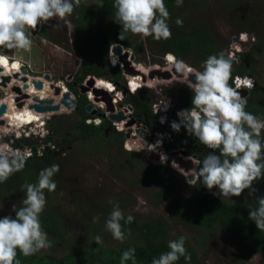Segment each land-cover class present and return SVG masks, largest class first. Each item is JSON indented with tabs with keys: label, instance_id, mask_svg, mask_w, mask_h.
Here are the masks:
<instances>
[{
	"label": "trees",
	"instance_id": "16d2710c",
	"mask_svg": "<svg viewBox=\"0 0 264 264\" xmlns=\"http://www.w3.org/2000/svg\"><path fill=\"white\" fill-rule=\"evenodd\" d=\"M90 0H81V3L74 10L78 11V14L74 18L77 27L80 28L78 32L82 33L88 28V22L95 30L91 33L89 38L90 46H84V49L78 48L81 59H83V67L78 73L75 83L82 84L89 76H95L98 79L112 80L115 83L125 85V75L120 67H113L109 61L110 51L114 45H122L126 49H134L137 53H143L146 50V45H150L152 54L167 55L173 54L177 59L183 60L191 67L202 71V64L209 55L227 52L214 38V35L208 31V28L195 22L192 17L197 11L201 1L205 0H183L181 6L176 5V0H164V3L170 13L168 24L171 30V38L164 40H155L151 36L145 38L144 41L138 42L135 35L126 33L123 39L119 38L121 26L115 22V8L113 7L114 0H95L101 7L106 19L113 23V30L111 34H108L107 30L99 29V23L91 19L92 9L85 6V3ZM234 4V8L230 10L229 16L233 20H237L242 28L237 30L236 35H240L241 32L247 33L250 38L257 35L260 38V32L258 27H262V22L256 20L255 16L250 14H244L238 18H234L238 10L241 8L247 9L249 5L245 0H228ZM264 1V0H259ZM236 11V12H235ZM228 12V11H227ZM75 13V12H73ZM179 18L182 20V25L178 26L176 20ZM96 27L98 29H96ZM40 28V29H39ZM234 29L236 25L234 24ZM42 31L43 35L47 33L46 26L41 22L36 29L32 30L37 32ZM86 44V43H85ZM248 51L239 52L236 55L238 63L233 64V79L230 80V84L235 87L234 79L237 76H252L258 77L259 72L256 66V60L259 54L264 53V41L257 40L252 43ZM91 50V53H87ZM2 54V53H1ZM6 56V55H5ZM158 61H154L153 65H157ZM71 92L76 95L79 94L78 89L74 84L68 85ZM153 93L152 89H143L138 94L130 96L128 102L133 104L135 115L138 116L143 122L153 121L156 116L153 112V105L156 101L152 100L150 95ZM183 95L180 108L186 109L191 107V98L193 93L191 89L182 85L180 87L170 86L168 87L166 97H175V94ZM246 111L253 115L264 119V86L258 83L256 88L250 91L247 98ZM85 95H80L77 100V108L75 114L79 117L76 124L78 135H72L71 133L66 136L67 132L64 131V118L65 116H55L50 120L52 124L51 135L46 138V141L55 143L59 137L64 136L63 143L71 146L72 142L77 139L87 140L94 136H103L107 138V128L110 126L108 120H103L100 126L94 124L88 125L85 123L90 113L87 111L89 105ZM173 122H179L177 114L171 116V124ZM115 140L118 142L119 148L122 150V158L115 160L119 163L117 168L124 169V163L135 168L139 163V166L144 169L145 175H147L152 181L158 185V191L153 196V202L158 203L169 199L172 194L173 182L178 181L180 177L178 172L172 171V166L165 165H151L147 162V158L143 154L130 153L123 151L125 142V135L114 131ZM188 133L181 127L179 132L172 130L170 127L165 133L166 139V151H171L176 148H185L187 153L191 156H196L199 161H203L204 157L210 152L206 146L201 144L194 136L196 140L195 144H189ZM264 134L262 133V137ZM29 140H23L24 145L18 143V146H29ZM108 141V140H107ZM110 141V139H109ZM58 145V144H57ZM63 148V146H60ZM218 154V153H216ZM59 156L56 151H52L50 148L43 150L42 155H34L32 159H27L25 167L22 171H19L12 175L6 182L0 183V200L5 195L12 194L14 199L20 200L25 198V189L23 185L25 183H35L38 178L39 172L53 164L59 165V171L54 175L53 180L57 184V188L53 192L45 190L46 206L40 215L41 226L47 233V236L51 238L52 249H57V241L63 239L65 233V226L62 225L57 215H52L54 207H51L50 201L53 197L61 195V191L68 192L64 187L63 173L61 165L58 161ZM182 176V175H181ZM185 180V177H184ZM252 188L255 190L264 189V177L258 181L253 182ZM192 197L187 202L176 201L172 202L171 208V221L183 224L195 228L206 234L204 237H200L198 242L201 248L206 247L207 241L211 236L215 235L218 231H226L234 238H241L245 243L246 257L255 253H264V231H259L255 223L249 219V207H256L255 203H251L247 198L239 199L232 203L227 202L219 196V193L215 188L211 191L203 186L201 178L198 176L197 181L190 187ZM246 191H249L246 189ZM217 192V195L213 193ZM71 193V192H70ZM123 198V197H122ZM74 200V198H72ZM76 199V198H75ZM121 198H116L114 201L104 204L105 210H99L96 213H90L91 211L81 207L82 219L87 223V233L91 236L92 240L84 247L80 248L74 254L67 255L61 259H56L53 256L47 254L41 256L38 252L32 256L24 257L18 253L17 259L20 264H120V257L123 251L128 248L135 249L136 264H151L153 258H158L161 253L169 251L167 245L170 240L178 239L180 236L171 238L170 226L168 221L163 218L150 219L139 223V220L134 217V221L131 224H125L124 228L130 234L124 242H120L121 247L117 249H109L103 244H96L94 237L99 235L102 237V241L108 243V234L105 229L106 220L109 217L114 203H119L120 209L124 212V205H129V201L123 204ZM110 203H112L110 205ZM80 204H77L79 206ZM94 217L97 219L94 222ZM125 217H127L125 215ZM1 218V216H0ZM124 224V221H121ZM197 239V238H196ZM59 243L67 244L69 247L73 242L69 239H63ZM185 247L187 253L191 259L186 261L184 257H181L176 264H204L200 260V250L185 241ZM241 261V259L239 260ZM126 264H132V261L126 262Z\"/></svg>",
	"mask_w": 264,
	"mask_h": 264
},
{
	"label": "rangeland",
	"instance_id": "374dc122",
	"mask_svg": "<svg viewBox=\"0 0 264 264\" xmlns=\"http://www.w3.org/2000/svg\"><path fill=\"white\" fill-rule=\"evenodd\" d=\"M245 1L249 7L247 9L241 8V10H238L237 12L235 11L236 15L233 17L238 18L244 14L255 16L256 20L262 22V27L257 28L260 32V38L256 39L264 41V1ZM85 6L92 9V11H90L91 19L96 23H99L98 28L101 30H107L108 34H111L113 23L105 18L101 7H99L100 5L95 0H90L85 3ZM234 6L235 5L228 0H205L201 1L197 11L192 16L195 22L208 28V31L214 35L216 41L226 50L227 54H231L232 50L235 49L238 51V43L234 42V38L237 36V30L242 28L237 20H233L229 16V12ZM74 12L75 13H72V15L67 17L66 20L52 19L46 23L42 22L47 28V33L45 35H43L40 30L37 32L32 31L31 38L33 40V46L31 52L0 48V53L9 57H24L23 63L32 69V73L29 74L28 77L29 83L32 80H44L45 76L49 75L53 78V80L51 78V81L49 82L57 85L59 82H63L65 84V93H67L68 90L70 91L68 86L70 84L68 82H76L75 80H77L78 73H80L84 64L78 48L84 49V46H90L89 38L91 33L95 30L89 21L87 24L88 28L84 30V32L79 33L78 30L80 28L77 27L74 20L78 11L74 10ZM234 24L236 25V29H234ZM98 28L96 27V29ZM240 34H246V36L249 37L247 33L241 32ZM135 37L138 42L145 40V38H142L140 35H135ZM255 37H257V35H255ZM248 41L242 42L246 44ZM126 50L136 57L135 62L138 65L137 67L139 69H141V67L144 68V71H146L147 74L148 72L150 73V69H154L157 65L162 68H169L172 66V64L166 63V55L155 56L152 54L150 45H146V50L143 53H137L134 49ZM241 51H244L243 48H241ZM87 53H91V50ZM231 55L236 57L234 54ZM110 56L112 57L111 51ZM154 61H158V64L153 65ZM255 64L258 66L257 69L259 72V76L255 77V79L257 80V83L264 86V53L258 55ZM8 65L12 68L18 67L16 64L13 65L9 62ZM146 72L144 73L146 74ZM70 77L72 78L71 80ZM91 77L92 76L86 78L82 84H86ZM245 77L251 78L252 76ZM21 78L22 76H20V79ZM20 79L10 78V82L5 83L6 86H3L2 88L0 87V103L2 102V104H4V101L10 100V93L14 92L13 88L15 85L19 87L21 86L22 81ZM188 84L189 83H185V81L179 79V82L176 84H173V82L168 84L157 83L153 88L148 87L146 89H152L153 93L150 97L152 100L158 101L167 96L166 91L168 87L175 86L176 88L182 85L188 86ZM59 86L61 87L63 84L60 83ZM107 90L116 92L115 87ZM23 92L24 91L22 90V93ZM89 93L94 95L91 90L86 94ZM48 94L49 98L53 97L56 100L57 96H55V90ZM182 97L183 95L179 93L175 94V97H172L176 99V103L174 104L177 105L179 110L181 109L180 104L183 99ZM57 100L60 101V97H58ZM28 101L30 100H24L27 106L25 105L21 109L28 108ZM14 108H18L17 104ZM74 112L75 110L70 111L63 108L62 111L55 113L38 114L39 117L42 116L44 118L41 120L42 122L35 125L33 129L31 127H25L19 131L14 130L24 135L20 140L17 139L18 141H16L15 138L17 133L13 131V129H18V126L15 125L13 128L8 127L7 121L5 119L2 120L3 116L0 117V138H2L4 142L13 146V144L17 143L24 145L25 143H23V140H29V146L31 147L37 146L38 149H44L45 146H52V148H56V151L58 152V161L62 168L64 187L67 188L66 190H68V192L61 191V195L53 197L50 203L51 207H54L52 215L56 214L58 219L62 221V225L65 226L63 239H69L73 244L69 247L67 244L59 243L63 241L62 239L61 241H57V249L49 247L48 249L38 252L41 256L49 254L56 259H61L67 255L74 254L80 248L90 243L92 238L87 233V223L82 219L81 207L90 210V213H96L99 210H105V203L110 202V200L114 201V199L119 197L123 204L127 201L130 202L128 206L124 205V215H132L139 220V223L158 218L167 220L168 225L170 226L171 238L175 236L186 237V241L189 244L200 250V260L204 264H264L263 252H259L261 254V259L259 261L251 259L254 254L246 257L244 241L241 238L232 237L226 231H218L207 241V246L201 248L198 239L199 236H206L205 233L195 228L171 221V203L176 201L187 202L191 199L193 195L190 191V187L197 181L198 171H194L196 177L192 182L186 180L187 177H185L184 180V176L179 175L180 177L178 178V181L173 182L172 194L169 196L170 198L154 203L153 196L155 195V192L158 191V185L145 175L144 169L139 166V163H137L138 165L136 166V169L131 168L133 166L127 164V161L124 162L126 164H124L125 166L123 170L117 168L119 163L115 160H118L119 158L123 160V152L119 148L118 142L115 140L114 132L109 128H107V138L103 136H94L87 140L77 139L72 142L71 146L62 142L64 136L59 137L55 143L46 141V138L51 135L53 127L50 120L55 116H65L63 128L64 131L67 132L66 136L70 133L72 135H78L76 124L81 116L79 115L78 117ZM174 114H177V112H174L173 115ZM2 121H4V124H1ZM33 123L29 125H33ZM42 123H44L43 126L41 125ZM127 133L126 130L122 131V134H124L125 137ZM262 133L264 134V132ZM147 137L148 135L145 136V138ZM129 142L134 144L131 138L128 139L126 137L124 146L122 147L123 151H129L127 146ZM60 146H63V148ZM145 149L138 145L135 146L133 150L130 149V151L145 155L147 162L151 165H159L156 161H151L149 159L146 153L147 149ZM171 166L172 171L177 173L174 166ZM219 196L229 203L247 198L248 196V200L254 204L258 198L264 197V189L255 190L251 193L250 191L244 190L239 197H231V199L220 194ZM137 197H141L144 203L139 204ZM72 198H74V200ZM23 199L16 200L12 194L4 195L0 200L1 218L6 215H11L14 218L15 213L12 211V205L16 204L18 208L21 207ZM77 204L80 205L77 206ZM111 204L112 203H110V205ZM106 232L108 234V243L103 240V246L112 250L120 248L121 245L119 241L115 240L110 232L107 230ZM48 239L51 240L49 236ZM240 259L241 261H239Z\"/></svg>",
	"mask_w": 264,
	"mask_h": 264
},
{
	"label": "clouds",
	"instance_id": "9594fccd",
	"mask_svg": "<svg viewBox=\"0 0 264 264\" xmlns=\"http://www.w3.org/2000/svg\"><path fill=\"white\" fill-rule=\"evenodd\" d=\"M80 3L81 0H0V48L31 52L32 30L36 29L41 22L46 23L52 19L66 20ZM182 4L183 0H176L177 6ZM113 7L116 10L115 22L121 26L120 39H123L126 33L140 35L142 38L151 36L155 40L171 38L172 33L168 24L170 13L164 0H114ZM182 23V20L177 18L176 24L180 26ZM242 35L246 34L236 36L239 37V42H241ZM247 38L249 39L248 36ZM241 48L244 49L243 45ZM239 52L241 51L236 53ZM9 60L13 61L16 66H21L24 57H9L0 54V64L7 63ZM166 61L172 64L178 73L184 75L195 73L194 83L185 82L189 83L188 87L193 93L191 107L177 113L179 122H173L171 128L179 132L183 127L191 137L194 136L211 150L202 162L197 158L193 160V156L188 155V158L191 157L189 160L194 162V168L198 169V176L203 186L210 191L215 188L220 195L229 199L239 197L246 189L250 193L254 192L253 182L264 177V137H262L264 119L246 111L247 100L240 95L237 87L230 84V80L233 79V64L238 63L236 57L231 54L226 55L224 52L209 55L201 66L202 71L194 69L173 54H167ZM19 71L3 75L2 79L4 77L13 78L14 75H20L25 70L20 69ZM124 75L125 85L121 87V90L128 89L127 94H132L134 87L128 85L129 75ZM23 77L27 76L23 75ZM240 77H243L244 84L252 85L250 78L239 76L236 79L241 80ZM251 78L256 81L257 85L255 77ZM62 84L65 87L63 82ZM256 85L253 89L241 90L252 91ZM66 89L68 90L67 87ZM70 91L68 90L67 93L73 94ZM85 96L87 98V94ZM57 99L58 97L56 104H59L60 101ZM155 120L158 121V116ZM159 124L164 123L160 121ZM19 137L15 135L16 141L20 140L21 137ZM17 144L11 146L0 138V183L6 182L12 175L22 171L27 159H32L38 154L37 146L34 151V147ZM27 147L33 150V155ZM48 148L56 151V148L52 146H45L43 150ZM128 152L133 153L130 150ZM58 171L59 165L56 164L42 169L35 183L23 185L25 198L22 206L18 208L16 204L12 205L15 217L6 215L0 218V264H20L17 259L18 253L29 257L51 247V241L41 226L40 215L46 206L45 190L53 192L57 188L53 177ZM217 192L213 194L217 195ZM137 200L139 204L144 203L141 197H137ZM255 205L256 207H249V219L255 223L259 231H264V197L258 198ZM93 219L95 222L97 218ZM121 221H124V224ZM133 221L132 215L125 217L117 202L113 204L105 223V229L115 240L124 242L130 234V232L126 233L124 225L131 224ZM94 241L96 244L103 242L99 235L94 237ZM185 241L184 236L170 240L167 245L169 251L161 253L158 258H153L151 264H176L181 257H184L186 261L190 260ZM251 259L259 261L261 254L255 253ZM128 261L136 264L134 248H128L121 254L120 264H126Z\"/></svg>",
	"mask_w": 264,
	"mask_h": 264
},
{
	"label": "built area",
	"instance_id": "2783aa9c",
	"mask_svg": "<svg viewBox=\"0 0 264 264\" xmlns=\"http://www.w3.org/2000/svg\"><path fill=\"white\" fill-rule=\"evenodd\" d=\"M240 40H241V42L242 41H248L246 35H242ZM235 43H238V42H235ZM113 47L111 49L112 57L110 56V63L114 67H121L123 72H124V65L121 63L120 57L113 53ZM241 47H242V45L240 43H238V48H237L238 51H241ZM127 52H129V51H127ZM236 52H237L236 50H232L231 54L237 55ZM129 53L131 55H133L131 52H129ZM114 55H116V57L118 59V62H116L117 59H115ZM169 56L170 55H168V57ZM166 63H168V62L166 61ZM134 65L136 67V65H137L136 62H134ZM20 69L26 71V74H24V76L29 77V74L32 73V69L30 67H28L24 63L20 66ZM157 69H161L163 71L173 72L174 66H171L169 68L168 67L167 68H162L161 66L157 65V67H155L154 69H150V72L154 71V70H157ZM124 74H125V72H124ZM20 76H23V72L20 73ZM126 76H128V75H126ZM237 77H239V76H237ZM127 78H128V81H127L128 85L130 87H132V88L134 87L133 90H132L133 91L132 94H130V93L126 94L124 90H121L122 85L118 84V83H115L113 81H112V84L115 86L116 92L109 91V93L111 95V98H112V103H113V105L115 107L114 114L118 115V114L122 113L123 116L125 117V119H123L121 121L112 120L110 118L112 113L107 110V105L104 102V100L101 97H98L99 100L95 101L96 96L89 93V94H87V98H88V101L90 102L89 105L92 106V112L94 111L95 114L93 115L92 112H90V116L85 120L86 124H88V125L94 124L96 126H100L104 119L108 120L110 122L109 128L113 132L115 130L117 132H122V131L126 130L130 134L129 138H131L133 140L134 144H132L130 142L129 143L131 144V147L133 149L135 148V146H138V145H140L143 149L146 148L147 149L146 153H147L148 157L151 154H153V153H155V154H157L159 156L158 160H153V161H156L157 163H159V165L172 163L174 165L175 170L177 172H179L180 174L184 175L185 177H187V179H188L190 174H195L194 171H197V170H195L196 168L191 170V171H189V172H186L185 169L179 168L178 165H180V163H182L181 161H179L180 158H182L183 161H188L191 157H189V158L188 157H184L181 154L183 149H180V148L174 149V150H171V151H166L165 150V146H166L165 133L170 128L171 116L173 115L174 112L178 113L179 111L183 110L182 108L179 110L177 108V105L174 104V103H176V99L172 98V97H165V98H162V99L156 101V103L153 105V112H154L155 116H158V121L157 122H156V120H154V122L153 121L143 122L140 118H138V116L135 115V110H134L133 104L128 102L130 96L138 94L139 91L143 90L144 88L145 89L148 88V87L149 88H153V86L155 84H157V83L168 84V83H172L173 82V84H176L177 82H179L180 78H178L174 74V79H170V80L157 79L155 81L149 80L148 83L144 81V83H142V85L138 86L137 88L135 86H133V83H134L133 79H135L136 77L135 76H128ZM236 78L234 80V83H235V87H237L238 91L241 90V89H245V88L246 89H248V88L249 89H253L255 87V85H256V81L254 79H252V78H250L251 81H252V85L251 86H248L247 84L243 83V81H242L243 77H240L241 80H237ZM181 81H183V80H181ZM2 83H3V80L1 78V82H0V87L1 88L3 87ZM59 83H62V82H59ZM58 85H60V84H58ZM20 87L22 88V86H20ZM61 89H62L63 92H62V96L60 97V100L63 98V94L65 93L64 92V86H61ZM51 90L52 89H50V91ZM10 94H11L10 97H9V98H11L10 101L15 106L16 104H18L16 102V99L18 97H20V95L14 93V92L13 93L11 92ZM80 95H86V94H81L79 92V94L76 95V96L71 94V97L74 98L77 101L78 97ZM24 100L25 99H22L20 102H22ZM29 103H32V101H29ZM186 109H188V108H186ZM100 114H104L105 117L103 118L102 116H100ZM131 120H135V123L132 126L127 127V124ZM160 121L162 123H164V124H162L163 126L161 124H159ZM123 125H124V129H122ZM154 126H156V127H154ZM31 128L33 129V127H31ZM16 133H17L16 134L17 138H18V136H20V137L22 136V133H19V132H16ZM146 135H148L147 138H145ZM188 136L191 137V135H189V134H188ZM126 137H127V134H126ZM150 148H152V150H149ZM18 149H20V148H18ZM28 149L31 150L32 155H33L34 154L33 150L31 148H28ZM37 152H38V154H42L43 149H38L37 148ZM196 167H198L197 163H196Z\"/></svg>",
	"mask_w": 264,
	"mask_h": 264
},
{
	"label": "water",
	"instance_id": "95a60500",
	"mask_svg": "<svg viewBox=\"0 0 264 264\" xmlns=\"http://www.w3.org/2000/svg\"><path fill=\"white\" fill-rule=\"evenodd\" d=\"M234 42H238V43H241L242 45H244L243 42H239V37L234 38ZM244 50L248 51L249 49L246 48ZM113 53L120 57V61L124 65V72L126 75L138 76V75L142 74L144 81L147 83L149 80H151V81H155L157 79L170 80V79L174 78V74L180 79H185L187 77V75L176 72L175 68H174L173 72L163 71L161 69H157V70L151 71L150 73H148L146 75V74H143L139 69H137L135 67L134 62L136 61V57L134 55H131L129 52H127L126 49L122 45H115L113 47ZM0 68H2V67H0ZM23 74H26V71H24ZM10 78L11 77H4L2 79L3 80L2 86H6L5 83L10 82ZM13 78L20 79V76H19V74H16V75H14ZM27 79H28V77H23L20 79L24 83V85L22 87L24 90L29 89V87L27 85V83H29V82L27 81ZM188 79L190 82L194 83L195 82V73L189 75ZM45 80H47L49 82V81H51V77L49 75H46ZM32 83L34 85V88L37 90L42 91V89L44 88V84L41 80H34ZM95 83H96V77L92 76L90 79H88L86 84L78 85L77 89L81 94H86L90 90L93 91L94 95L96 96L95 101H98L99 100L98 97H101L107 105V110L112 113L110 116V118L112 120L121 121V120L125 119V117L123 116L122 113H120L118 115L114 114L115 107L112 103L111 95L106 90H103L100 88L99 89L93 88ZM52 89L55 90V96H57V97L62 96L61 88H59L57 86L54 87L52 85ZM13 91L20 95V97H18L16 99V102L18 103L17 107L20 109L26 105V103L24 101H22V102H20V101L22 99H25V100L29 99L30 100V96H32L31 101L33 103L29 104L28 108L30 110H34L35 112L40 113V114L49 113V112L50 113L59 112V111H61L62 106H64L65 108H67V110H70V111L76 110V108H77V101L71 97V93H69V92L64 93L63 98L60 100V103L56 104L55 98H50V99L49 98H39L38 96H33V94H31V93L30 94L22 93V90L19 86H15L13 88ZM128 92H129L128 89H126L125 93L127 94ZM239 93L242 97L247 98L250 91L239 90ZM6 111H7V105L0 103V117L4 116ZM87 111L89 113L92 112V106L91 105L87 106ZM92 114L94 115L95 112L93 111ZM100 116H102L103 118L105 117L104 114H100ZM134 123H135V120H131L127 124V127L132 126ZM1 124H4V121H2ZM127 137L128 138L130 137L129 133H127ZM189 142L191 144H195L196 140L191 139V140H189ZM33 150L36 151V148L34 147ZM181 154L184 157H188V154L185 150H183L181 152ZM149 159L151 161L152 160H158L159 156L157 154L153 153L149 156ZM180 161L182 163H180V165H178V167L181 169H185L186 172L193 170L195 167L194 162L192 160L183 161V159L180 158ZM194 177H196L195 174H190L187 180L189 182H192L194 180Z\"/></svg>",
	"mask_w": 264,
	"mask_h": 264
},
{
	"label": "bare ground",
	"instance_id": "6f19581e",
	"mask_svg": "<svg viewBox=\"0 0 264 264\" xmlns=\"http://www.w3.org/2000/svg\"><path fill=\"white\" fill-rule=\"evenodd\" d=\"M1 54V53H0ZM115 56V59H117L116 55ZM9 63L13 64V61H8ZM8 62L7 63H4V64H0V81H1V78L3 75H7V74H13L14 72L15 73H18L20 72V66H18L17 68H12L11 66L8 65ZM116 62H118V59L116 60ZM15 65V64H13ZM173 66V65H172ZM136 68L139 69L136 65ZM143 74H145L144 72V68L141 67V69H139ZM149 73V72H148ZM147 74V72H146ZM194 74V73H192ZM189 75L191 74H188L187 77L185 79H180V80H183L185 82H190L189 81ZM136 78L133 79L134 83H133V86H135L136 88L140 85H142V83H144V78H143V75L140 74L138 76H135ZM14 79V78H13ZM143 80V81H142ZM28 81V79H27ZM41 81L43 82L44 84V88L42 89L44 92H42L41 90H37L34 88V85L32 82L30 83H27L29 89L27 90H24L22 88V90L26 93V94H33V95H36V96H40L42 98H46L47 96H49L48 92H53V90H49V89H52V84L51 82H47V80H42ZM13 83V82H12ZM60 84V83H59ZM24 83H21V86L23 87ZM57 84H53L54 87H56ZM16 86V85H15ZM57 87L61 88L59 85H57ZM112 87H115L111 81H108L106 79H98L96 78V83L94 85L93 88H100V89H103V90H106V91H109L107 89H111ZM7 89V88H6ZM9 89V88H8ZM11 89V88H10ZM116 89V88H115ZM65 92V91H64ZM30 96V95H29ZM93 96V95H92ZM31 98L32 96H30V101H31ZM11 100V98H10ZM10 100H6L4 101V104L7 105V108L8 110L6 111V114L3 116V119L2 120H6L7 121V126L8 127H14L15 125L18 126V129H13L14 130H21L22 128H29V127H34L37 123L39 124V122H42L41 120L44 118V117H39V115H42L40 113H37L35 111H31L30 109L28 108H24V109H16L14 108V104L11 103ZM29 102V101H28ZM2 104V102H1ZM27 106V105H26ZM39 114V115H38ZM19 117V119H18ZM35 122V123H33ZM33 123V125H29ZM42 125V124H41ZM7 129V128H6ZM122 129H124V125L122 127ZM16 132V131H14ZM31 132V131H30ZM128 148L133 150V148L131 147V144L128 143Z\"/></svg>",
	"mask_w": 264,
	"mask_h": 264
},
{
	"label": "flooded vegetation",
	"instance_id": "af4514ba",
	"mask_svg": "<svg viewBox=\"0 0 264 264\" xmlns=\"http://www.w3.org/2000/svg\"><path fill=\"white\" fill-rule=\"evenodd\" d=\"M237 36H239V35H237ZM253 38L254 39H252V38H249L248 40V42H246V44H244L243 46H244V48L246 47V46H250V45H253L252 43H254V42H256L257 41V37H254L253 36ZM248 49H250V47H247ZM52 78V77H51ZM72 78L70 77V80H71ZM52 80H53V78H52ZM69 84H74V86H75V88L77 89V86L79 85L78 83H75V82H68ZM65 91V90H64ZM188 137V136H187ZM193 138V136L192 137H189V138H187V139H189V140H191ZM189 140H188V142H189ZM189 144H191L190 142H189ZM176 149H178V148H176ZM180 149H183V150H185L186 152H187V150L185 149V148H180ZM182 150V151H183ZM188 154V153H187ZM189 155V154H188ZM193 160H196V156H193ZM180 161V160H179ZM169 165H173L172 163H170ZM174 166V165H173Z\"/></svg>",
	"mask_w": 264,
	"mask_h": 264
},
{
	"label": "snow or ice",
	"instance_id": "6c2138e0",
	"mask_svg": "<svg viewBox=\"0 0 264 264\" xmlns=\"http://www.w3.org/2000/svg\"><path fill=\"white\" fill-rule=\"evenodd\" d=\"M15 67V66H14ZM18 119H19V117H18Z\"/></svg>",
	"mask_w": 264,
	"mask_h": 264
}]
</instances>
